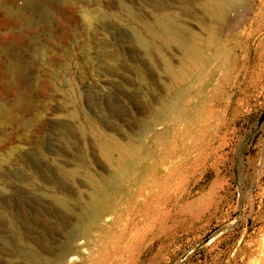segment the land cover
I'll use <instances>...</instances> for the list:
<instances>
[{"label": "rangeland", "instance_id": "rangeland-1", "mask_svg": "<svg viewBox=\"0 0 264 264\" xmlns=\"http://www.w3.org/2000/svg\"><path fill=\"white\" fill-rule=\"evenodd\" d=\"M0 1V102L7 107L18 92L1 83V49L10 47L45 114L36 123L40 138L22 143L20 131L11 128L0 144L5 169L0 176V264H29L34 248L56 254L66 244L61 218L73 227L80 211L76 199L93 194L82 175L87 167L82 146L93 156L95 173L110 172L96 151L90 122L127 139L140 132L150 113L142 97L157 104L164 93L137 40L140 35L152 46L153 39L131 19L138 13L153 20L144 0H42L49 11L39 6L28 11V39L5 13L24 9V1ZM246 2L232 13V22L229 18L218 26L219 39L232 47L229 79L219 76L206 89L202 115L185 137L186 144H196L200 163L174 157L171 147L166 162L151 161L148 176L114 214L107 234H96L88 250L83 248L88 263L264 264V0ZM84 6L97 33L86 30ZM163 7L178 8L174 0H163ZM44 14L52 21L50 36L42 28ZM188 23L198 30L196 23ZM38 42L48 43L53 66L43 64ZM140 66L152 83L144 91ZM52 76L59 82H51ZM69 85L77 94L75 105L64 98ZM13 149L21 158L2 164L3 154ZM65 197L71 213L59 205ZM78 244L83 247L85 241Z\"/></svg>", "mask_w": 264, "mask_h": 264}, {"label": "bare ground", "instance_id": "bare-ground-1", "mask_svg": "<svg viewBox=\"0 0 264 264\" xmlns=\"http://www.w3.org/2000/svg\"><path fill=\"white\" fill-rule=\"evenodd\" d=\"M23 1L24 9L8 8L5 13L7 19L20 28L18 34L28 39L29 36L25 35L28 25L24 22L28 11L37 6L43 7L46 11H49V8L44 4V0ZM174 2L178 6L177 10L175 8L176 11L164 8L163 0H144L146 7L155 14L152 21H146L142 14L131 13V19L140 25L141 31L153 39L152 46H149L140 35L137 40L140 49L147 54L157 71L158 83L164 98L155 104L151 99L142 97L150 113L143 121L140 132L127 139L118 138L112 130L104 131L102 125L94 119L90 122L89 131L95 139L97 150L94 148L109 166L110 172L107 175L95 173L91 169L93 156L87 152L85 145L82 146V150L85 151L82 158L87 166L82 175L93 194L89 198L80 196L76 199L80 211L74 216L73 227L66 226L67 220L61 218L60 228L65 230L66 244L60 246L56 254L45 247L34 248L32 256L27 258L29 264H91L83 254V248L88 250V241L92 242L96 234H107L108 225L111 224L114 214L148 176V165L151 161L158 159L160 163L166 162L171 147L174 157L182 155L186 158L185 162L191 161L195 165L200 163V155L195 154L193 150L197 151L196 144H186L185 137L197 126L202 115L206 89L213 85L219 76L224 81L227 80L231 70L232 47L227 41L219 39L218 26L227 23L229 18L231 21L232 13L247 2L246 0H174ZM82 19L86 30H91L94 17L87 6L83 8ZM189 21L196 23L198 30L191 26ZM51 23L50 16L44 14L42 28L48 36L52 34ZM92 30L97 33L96 30ZM48 49L47 42L36 44V50L43 56V64L49 68L53 66L54 60L48 55ZM11 51L10 47L1 49L3 58L1 62L5 61L3 65L5 67H1L4 70L1 83L18 92L10 106L6 107L0 102V144L7 141V131L11 128L20 131L22 143H28L32 138H40L36 123L41 124L45 119L44 110L38 104L39 97L31 87L28 74L15 58L17 55L14 57ZM112 55L114 56V54L110 56ZM111 63L116 65L113 60ZM137 72L143 91L152 86L151 81L146 79L144 67H138ZM51 80L58 81L53 76ZM69 88L65 91L64 98L75 105L78 103L77 94L72 86L69 85ZM218 91L220 87H215L214 92ZM27 117L31 118L26 120ZM84 119L88 121L85 114ZM63 132L72 141L75 139L72 132L67 130ZM171 143H174L173 147ZM21 155L20 150L13 149L3 154L2 164L19 159ZM4 171L5 169L0 166V176ZM195 176L193 179L197 182ZM69 199L62 198L59 205L71 213ZM82 240L85 241V245L80 247L78 242Z\"/></svg>", "mask_w": 264, "mask_h": 264}]
</instances>
